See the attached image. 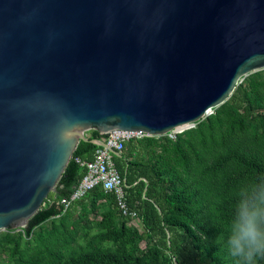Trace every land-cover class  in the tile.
I'll list each match as a JSON object with an SVG mask.
<instances>
[{
	"label": "water",
	"instance_id": "95a60500",
	"mask_svg": "<svg viewBox=\"0 0 264 264\" xmlns=\"http://www.w3.org/2000/svg\"><path fill=\"white\" fill-rule=\"evenodd\" d=\"M260 69L264 0H0V230L39 210L85 131L192 127Z\"/></svg>",
	"mask_w": 264,
	"mask_h": 264
},
{
	"label": "trees",
	"instance_id": "16d2710c",
	"mask_svg": "<svg viewBox=\"0 0 264 264\" xmlns=\"http://www.w3.org/2000/svg\"><path fill=\"white\" fill-rule=\"evenodd\" d=\"M85 132L39 210L24 227L0 231V264H233L224 240L238 190L264 178V69L174 139L130 140L112 155L142 231L101 185L63 211L86 171L75 158L90 160L101 137Z\"/></svg>",
	"mask_w": 264,
	"mask_h": 264
},
{
	"label": "built area",
	"instance_id": "2783aa9c",
	"mask_svg": "<svg viewBox=\"0 0 264 264\" xmlns=\"http://www.w3.org/2000/svg\"><path fill=\"white\" fill-rule=\"evenodd\" d=\"M177 132L179 131L175 128L165 135L174 139ZM99 134L101 137L94 140L97 147L93 152L92 158L90 160L75 158L77 162L85 167L86 171L75 186L69 199L61 200L63 211L69 207L73 200L81 198L96 185H101L105 191L114 195L116 207L120 215L128 217L131 220H136L138 218L136 210L131 208L127 203L125 179L116 169L112 159L113 154L108 148H113L115 151L121 153L125 149L126 143L130 140L141 139L150 135L143 131L125 129H112L106 132H99ZM99 140H102L105 145H100Z\"/></svg>",
	"mask_w": 264,
	"mask_h": 264
},
{
	"label": "clouds",
	"instance_id": "9594fccd",
	"mask_svg": "<svg viewBox=\"0 0 264 264\" xmlns=\"http://www.w3.org/2000/svg\"><path fill=\"white\" fill-rule=\"evenodd\" d=\"M224 245L233 264L264 259V178L239 188Z\"/></svg>",
	"mask_w": 264,
	"mask_h": 264
},
{
	"label": "rangeland",
	"instance_id": "374dc122",
	"mask_svg": "<svg viewBox=\"0 0 264 264\" xmlns=\"http://www.w3.org/2000/svg\"><path fill=\"white\" fill-rule=\"evenodd\" d=\"M261 70V69H260ZM194 126V125H193ZM192 126V127H193ZM187 128H190V127H185V128H182V129H178L177 131H179V132H177V133H180L181 131H183V130H185V129H187ZM85 134L87 135V133L85 132ZM154 137H157V136H154ZM132 141H135V140H132ZM141 148H142V146H141ZM136 158V155L133 153L131 156H130V159L131 160H134ZM102 206H100V207H98L96 210H98V211H100V210H102ZM96 210H93L90 214H89V217H93V216H95L96 217V219L97 218H99V215L97 214V212H95ZM137 217H138V215H137ZM133 221H135V222H133ZM133 222V223H132ZM129 224H134L140 231H142L143 229H142V225H141V223H140V219H139V217L136 219V220H130L129 221ZM45 227H46V232H48L50 229H51V221H48L46 224H45ZM0 231H3V230H0ZM141 247L142 248H144L145 247V245H146V242L145 241H142L141 242ZM4 256V254H0V259H2V257Z\"/></svg>",
	"mask_w": 264,
	"mask_h": 264
},
{
	"label": "bare ground",
	"instance_id": "6f19581e",
	"mask_svg": "<svg viewBox=\"0 0 264 264\" xmlns=\"http://www.w3.org/2000/svg\"><path fill=\"white\" fill-rule=\"evenodd\" d=\"M185 126L184 125H182V126H178V127H176V130H178V129H182V128H184Z\"/></svg>",
	"mask_w": 264,
	"mask_h": 264
},
{
	"label": "crops",
	"instance_id": "0c3cea01",
	"mask_svg": "<svg viewBox=\"0 0 264 264\" xmlns=\"http://www.w3.org/2000/svg\"><path fill=\"white\" fill-rule=\"evenodd\" d=\"M133 222H135V221H133ZM133 222H132V223H133Z\"/></svg>",
	"mask_w": 264,
	"mask_h": 264
}]
</instances>
